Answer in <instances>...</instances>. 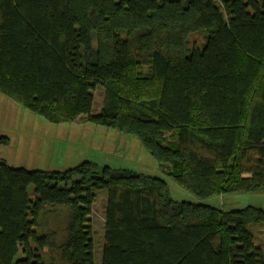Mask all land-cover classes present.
Returning a JSON list of instances; mask_svg holds the SVG:
<instances>
[{
    "label": "trees",
    "instance_id": "obj_1",
    "mask_svg": "<svg viewBox=\"0 0 264 264\" xmlns=\"http://www.w3.org/2000/svg\"><path fill=\"white\" fill-rule=\"evenodd\" d=\"M0 94L52 124L137 139L200 199L264 191V0H0ZM98 191L102 264H264L258 208L178 202L127 169L1 160L0 264H95Z\"/></svg>",
    "mask_w": 264,
    "mask_h": 264
},
{
    "label": "rangeland",
    "instance_id": "obj_2",
    "mask_svg": "<svg viewBox=\"0 0 264 264\" xmlns=\"http://www.w3.org/2000/svg\"><path fill=\"white\" fill-rule=\"evenodd\" d=\"M203 33L190 37L191 49L202 48ZM94 112L99 114L103 92L95 93ZM8 139V144L2 140ZM0 160L11 168L39 172H65L84 163L98 169H127L167 182L171 197L184 203L213 207L223 211H238L248 206L264 212V191L222 194L200 199L186 191L168 175L167 168H160L154 157L141 143L119 131L99 127L87 122L52 124L24 109L13 100L0 94ZM92 207L95 264H102L104 248L105 208L107 194L98 191ZM264 245L263 229H251Z\"/></svg>",
    "mask_w": 264,
    "mask_h": 264
},
{
    "label": "crops",
    "instance_id": "obj_3",
    "mask_svg": "<svg viewBox=\"0 0 264 264\" xmlns=\"http://www.w3.org/2000/svg\"><path fill=\"white\" fill-rule=\"evenodd\" d=\"M77 123H80V122H82V121H76Z\"/></svg>",
    "mask_w": 264,
    "mask_h": 264
}]
</instances>
